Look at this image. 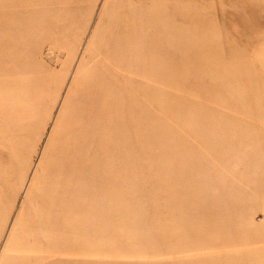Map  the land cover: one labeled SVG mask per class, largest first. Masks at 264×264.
<instances>
[{
  "label": "rangeland",
  "instance_id": "rangeland-1",
  "mask_svg": "<svg viewBox=\"0 0 264 264\" xmlns=\"http://www.w3.org/2000/svg\"><path fill=\"white\" fill-rule=\"evenodd\" d=\"M0 264H264V0H0Z\"/></svg>",
  "mask_w": 264,
  "mask_h": 264
},
{
  "label": "bare ground",
  "instance_id": "bare-ground-1",
  "mask_svg": "<svg viewBox=\"0 0 264 264\" xmlns=\"http://www.w3.org/2000/svg\"><path fill=\"white\" fill-rule=\"evenodd\" d=\"M131 76V75H130Z\"/></svg>",
  "mask_w": 264,
  "mask_h": 264
}]
</instances>
